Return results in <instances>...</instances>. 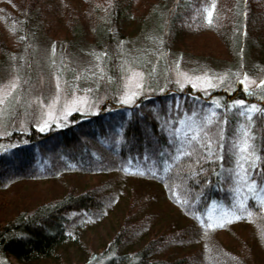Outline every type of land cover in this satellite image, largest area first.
I'll list each match as a JSON object with an SVG mask.
<instances>
[{
    "label": "trees",
    "instance_id": "trees-1",
    "mask_svg": "<svg viewBox=\"0 0 264 264\" xmlns=\"http://www.w3.org/2000/svg\"><path fill=\"white\" fill-rule=\"evenodd\" d=\"M140 1L136 6V0H0V29L20 27L27 40L32 23L56 44L58 37L64 41L73 29L88 25L87 11L92 20L105 16L109 21L105 29L96 24L108 75L99 109L73 112L65 124L44 131L29 126L0 137V264H13L8 257L22 264L56 258L61 246L79 244L88 224L109 215L121 191L126 202L109 239L99 250L86 246L85 260L71 264H264V199L256 195L264 189V90L255 95L236 85L231 92L207 93L164 82L122 103L117 98L120 59L111 32L118 26L123 37L129 36L150 17L163 35L157 75L166 80L169 37L208 35L232 51L264 46V0ZM213 4L209 24L205 10ZM146 33L153 34L152 28L146 26ZM0 46L18 50L15 41L1 39ZM144 48L138 60L151 62L155 50ZM252 105L256 111L249 120ZM193 113V127L205 117L213 121L211 155L198 145L192 155L179 156L182 145L191 151L188 129L179 121ZM245 130L254 153L250 159H259L256 168L241 161L247 169L241 179L245 172L237 167L232 144ZM89 175L106 176L89 183ZM52 183L59 186L56 193L49 191ZM213 199L221 208L209 218ZM219 231L225 242L217 238Z\"/></svg>",
    "mask_w": 264,
    "mask_h": 264
},
{
    "label": "rangeland",
    "instance_id": "rangeland-1",
    "mask_svg": "<svg viewBox=\"0 0 264 264\" xmlns=\"http://www.w3.org/2000/svg\"><path fill=\"white\" fill-rule=\"evenodd\" d=\"M141 3L136 0L135 5ZM93 16L94 14L85 12L84 18L91 20L88 25H79L78 29L72 30L70 36L65 35L64 41L63 36L58 37L59 42L56 44L42 37L35 23H32L29 40L23 39L20 27L0 29V40H4L6 44L15 41L18 48L4 51L0 46V90L11 81L18 85L13 95L0 104V137L15 128L24 130L34 126L39 130L41 127L47 130L52 125L65 124L73 112L92 114L99 109L106 96L108 75L101 59L104 40L100 37L96 24L101 23L105 29L109 26V21L105 16L95 21L92 20ZM152 22L149 17L146 24H141L126 37L120 34L118 26L112 28V38L121 68L118 100L121 101L126 93L135 92L137 94L133 101L142 92H151L152 87L164 82H171L177 88L190 86L207 93L231 92L236 85L242 91H252L253 94L264 90V84H261L264 81V46L232 51L228 45L225 46L208 35L181 36V41L175 36L169 37L165 46L168 62L164 73L167 78L163 80L164 77H158V61L163 55L160 50L163 35L155 31ZM146 26L152 28L153 34L146 33ZM24 41L30 51L25 49ZM145 46L155 50L151 62L147 59L138 60L143 58ZM148 67L149 74L145 72ZM134 73H141L142 79ZM72 106L78 110L72 111ZM66 109L69 112L67 115ZM105 176L89 175L85 181L97 182ZM58 187L52 183L49 191L56 193ZM114 191H117L116 188ZM256 195L257 198L264 199V189ZM125 197L126 193L121 191L109 215L96 224L87 225L79 234V244L71 242L61 246L56 258L33 264L79 263L86 258V246L101 249L118 224L126 202ZM219 208L221 204L213 199L207 217H215ZM222 219V216H218L215 220L221 222ZM216 234L219 240L226 241V236L221 231ZM8 259L13 264H22L13 257Z\"/></svg>",
    "mask_w": 264,
    "mask_h": 264
},
{
    "label": "snow or ice",
    "instance_id": "snow-or-ice-1",
    "mask_svg": "<svg viewBox=\"0 0 264 264\" xmlns=\"http://www.w3.org/2000/svg\"><path fill=\"white\" fill-rule=\"evenodd\" d=\"M215 10V4H213L211 6V10L206 9V18L209 24L212 23V17H213V12ZM134 75L138 78L142 79V74L141 73H134ZM241 83H243V81H241ZM261 84H264V81H261ZM17 83L15 81H11L8 85H6L2 90H0V92H2V95H0V104H3L7 101V99L13 95L14 90L17 88ZM212 86V85H209ZM59 87V85H58ZM137 87H140L139 84H137ZM137 93L132 92L130 94L126 93L125 96L122 98L121 102L122 103H130L133 99V97L136 95ZM75 103V102H74ZM237 105H243L244 101H236L235 102ZM51 108V106H49ZM217 107H219V105H217ZM72 111L78 110L75 106L71 107ZM249 113V120L252 119L251 113L256 111V106L252 105L248 110ZM51 113H49L50 115ZM69 114L68 110H65V115ZM242 115L244 113H241ZM213 116L216 115L215 112L212 113ZM196 116L195 113L192 114V116H190L188 118L187 121L185 120H181L179 121L180 124H184L188 131L185 133V141L187 142V146L191 149V151H184L183 150V145L181 147V149L178 150L179 152V156H190L192 155L196 150H197V146H206L209 149V155H211V137L209 135L210 133V129H209V125L213 124V121L208 118L205 117L200 124L196 125L195 127H193V123H194V117ZM41 131H44V128L41 127L40 129ZM174 132L176 134H179L181 132V129L176 127L174 128ZM221 139H223V137H220ZM250 132L248 130H245L242 134L241 137H239L238 139H236V141L232 144V148L234 149V154L237 157V167L240 169H244L245 172V176L241 177V179H245L247 176V169L245 168L244 163H242L241 161H249V163L251 164L252 168H256V163L255 160L259 159V157H255L254 159H250V157H254V153H252L250 151L251 148V144H250ZM206 142V144L204 143ZM220 147H224V145H219ZM179 156L175 157V159H178ZM217 159H223L222 156L217 157ZM237 176L240 175V173H236ZM255 184V181H252V184L249 185V190H251L252 185ZM239 189H237L238 191ZM249 215H251V213H249ZM235 219H239L238 216L234 217ZM215 225L213 224H209L208 227H214ZM222 226V224L220 225Z\"/></svg>",
    "mask_w": 264,
    "mask_h": 264
}]
</instances>
